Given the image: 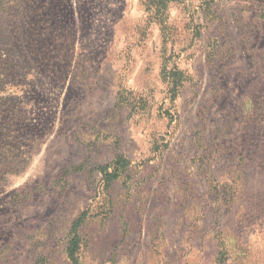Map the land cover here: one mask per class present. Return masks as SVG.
<instances>
[{
	"label": "rangeland",
	"instance_id": "rangeland-1",
	"mask_svg": "<svg viewBox=\"0 0 264 264\" xmlns=\"http://www.w3.org/2000/svg\"><path fill=\"white\" fill-rule=\"evenodd\" d=\"M0 264H264V0H0Z\"/></svg>",
	"mask_w": 264,
	"mask_h": 264
},
{
	"label": "trees",
	"instance_id": "trees-1",
	"mask_svg": "<svg viewBox=\"0 0 264 264\" xmlns=\"http://www.w3.org/2000/svg\"><path fill=\"white\" fill-rule=\"evenodd\" d=\"M120 159V158H119ZM126 162V161H125ZM118 164V163H117ZM117 164L115 163V167L113 168V172H110V173H108L107 172V168H108V165H106V166H103V167H100V171H101V173L103 174V176L107 179V180H109V181H111V180H114V179H116L117 178V173H116V169H117ZM119 164H123V162L122 161H119ZM77 246H78V244H77V241H76V239H73L72 240V247L71 248H69V257H74V254H75V251H76V249H77Z\"/></svg>",
	"mask_w": 264,
	"mask_h": 264
}]
</instances>
